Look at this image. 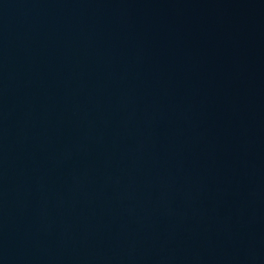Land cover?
Instances as JSON below:
<instances>
[{"label": "water", "instance_id": "obj_1", "mask_svg": "<svg viewBox=\"0 0 264 264\" xmlns=\"http://www.w3.org/2000/svg\"><path fill=\"white\" fill-rule=\"evenodd\" d=\"M0 264H264V0H0Z\"/></svg>", "mask_w": 264, "mask_h": 264}]
</instances>
